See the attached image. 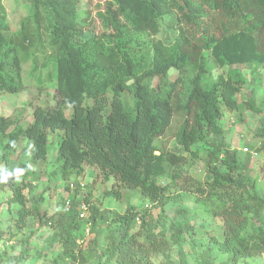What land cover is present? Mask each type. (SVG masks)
Listing matches in <instances>:
<instances>
[{"label":"trees","instance_id":"16d2710c","mask_svg":"<svg viewBox=\"0 0 264 264\" xmlns=\"http://www.w3.org/2000/svg\"><path fill=\"white\" fill-rule=\"evenodd\" d=\"M23 1L27 13L14 29L0 0V91L22 90L21 56L48 46L55 63V103L34 105L25 125L22 111L0 115V143L5 146L0 155L5 160L0 175L5 178L0 181L10 190L8 208L19 206L7 238L15 237L32 215L39 225L56 227L53 238L61 251L46 262L90 260L76 240L84 225L76 203L72 200L55 218L42 217L39 201L26 206L24 183L15 182L21 168L7 163L22 138L29 144L27 162L46 160L49 136L58 131L55 161L62 180L83 175L87 165L97 169L103 181L114 179L116 189L107 195L120 199L119 188L135 189L148 201L145 207L128 202L122 213L108 219L112 248L105 262L139 264L147 256L165 253L170 241H182L190 228L184 207L173 214L169 238L163 222L165 205L176 198L167 193L173 185L194 193L207 215L221 218L223 238L216 243L230 261L264 253V218H258L257 228L247 230L248 214L258 217L261 210L264 216V199L243 174L236 150L224 145L218 123L223 109L262 110L251 96L239 101L238 93L245 84L240 65L253 77L264 67V45L260 48L255 38L264 27V0H106L98 12L100 33L85 29L88 15L79 13L80 0ZM164 18L173 32L169 42L159 37ZM209 59L220 70L216 75ZM171 69L176 72L173 78ZM64 104L70 106V116L64 115ZM176 113L181 120L173 137L180 153L161 139ZM208 134L217 138L208 142ZM196 142L205 144L203 156L192 151ZM256 150H264V142ZM187 153L204 160L207 179L184 174ZM153 208L159 217H154ZM90 210L86 222L93 227L104 217L96 207ZM27 256L26 250L21 259ZM96 257L95 264H105L101 255Z\"/></svg>","mask_w":264,"mask_h":264},{"label":"rangeland","instance_id":"374dc122","mask_svg":"<svg viewBox=\"0 0 264 264\" xmlns=\"http://www.w3.org/2000/svg\"><path fill=\"white\" fill-rule=\"evenodd\" d=\"M6 7L8 19L12 28H16L17 21L22 15L27 13L23 0H2ZM106 0H80L79 13L86 17L85 29L95 33L103 30L98 12L103 11ZM15 10V13L13 12ZM164 41L169 42L173 37V32L168 29L166 19L161 21L160 33ZM260 48L264 45V27L255 33ZM51 48L36 47L31 48L26 54L21 56V75L24 88L17 92L0 91V115H16L22 111V124L32 119L31 113L34 105L49 106L55 103V63ZM210 60V59H209ZM209 66L213 75L218 70L213 61H209ZM240 69L245 78V84L238 93V100L241 101L251 96L255 105L260 107V112L242 111L230 112L223 109L222 118L219 125L222 128L223 143L228 149H235L237 156L244 166L243 174L253 182L256 193L264 199V170L260 168L263 164L264 150L257 151L256 147L264 142V67H259L257 75L253 77L250 69L246 65H240ZM175 70H170V77L175 76ZM65 116H70L71 108L68 104L62 106ZM181 115L176 113L171 119L170 126L166 129L163 137L165 144L174 152L180 153L181 147L175 143L174 133L180 124ZM58 131L51 133L48 140V151L46 160L42 162H27L29 158V144L25 138L19 142L15 152L8 155L7 163L12 167L21 168L19 176L15 182L24 183L22 194L26 199L25 205L30 207L31 201H39L38 206L42 217H54L64 210L67 202L76 203V210L80 213V205L88 197L89 204L83 210V227L77 232V243L82 249L90 253V260L85 264H95L97 256L101 255L100 262H105L110 251L111 239L108 235V219L113 213H122L127 203H132L137 207H145L148 201L135 190L119 188L120 199H116L112 194L107 195L106 191L116 189L113 185L114 179L110 177L103 181V175L94 167L85 165V170L81 176H72L67 181L61 179L57 172L58 164L55 161L57 142L60 138ZM217 138L214 134L207 135V141ZM203 142H196L192 145V151H197L198 156H203ZM246 148V150H244ZM5 149L4 143H0V155ZM5 160L0 159V174L5 168ZM25 164V166H23ZM184 174L204 181L207 179L205 162L202 158L193 159L190 154L182 165ZM0 175V180L4 179ZM166 179H161L160 183H166ZM26 185V186H25ZM29 185V186H28ZM68 185V186H67ZM32 186V187H30ZM171 197H176L174 201H169L165 205L163 219L166 236L169 238L172 230L169 227L175 210L184 207L189 220V231L183 233V239L179 244L169 242L165 253H157L145 257L139 264H264V253L247 256L233 263L222 252L216 241H221L222 220L218 216H209L204 211L203 204L195 201V194L184 191L179 186H172L168 192ZM75 195V199L73 198ZM43 196V198H42ZM10 197V190L7 185L0 181V264H43L61 251V244L55 241L53 233L56 231L55 224L39 225L35 217L27 216L24 220V227L15 237L7 238L9 227L14 229V219L17 216V204L9 205L7 200ZM42 199V200H41ZM96 207L104 219L98 217L95 226L90 227L86 219L90 215V208ZM154 217H159V210L152 209ZM248 214L247 230L257 228L258 218L262 216ZM211 247V248H210ZM210 248V249H209ZM93 249V250H91ZM27 250V258L21 256ZM209 250V252H208ZM105 264H115L113 261Z\"/></svg>","mask_w":264,"mask_h":264},{"label":"clouds","instance_id":"9594fccd","mask_svg":"<svg viewBox=\"0 0 264 264\" xmlns=\"http://www.w3.org/2000/svg\"><path fill=\"white\" fill-rule=\"evenodd\" d=\"M69 207V203L67 202V204L65 205L64 209L66 210L67 208ZM87 208V205L82 202L81 205H80V213H83V210ZM80 213H79V216H80ZM84 215V213H83ZM80 217H83V216H80Z\"/></svg>","mask_w":264,"mask_h":264},{"label":"built area","instance_id":"2783aa9c","mask_svg":"<svg viewBox=\"0 0 264 264\" xmlns=\"http://www.w3.org/2000/svg\"><path fill=\"white\" fill-rule=\"evenodd\" d=\"M244 150H246V148H244ZM80 216H83V213H80Z\"/></svg>","mask_w":264,"mask_h":264}]
</instances>
